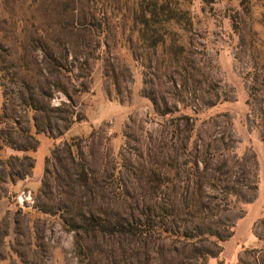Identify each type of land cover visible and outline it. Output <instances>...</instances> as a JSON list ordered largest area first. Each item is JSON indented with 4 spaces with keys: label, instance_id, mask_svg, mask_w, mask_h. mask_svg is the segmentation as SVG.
Returning a JSON list of instances; mask_svg holds the SVG:
<instances>
[{
    "label": "rangeland",
    "instance_id": "1",
    "mask_svg": "<svg viewBox=\"0 0 264 264\" xmlns=\"http://www.w3.org/2000/svg\"><path fill=\"white\" fill-rule=\"evenodd\" d=\"M127 6L125 0H0V264H195L192 248L179 242L161 249L155 234L92 238V251L79 256L74 233L61 220L66 211L57 208L73 185L68 176L86 171L98 202L80 187V203L112 216L130 207L144 219L158 202L149 196L146 176L171 160L173 167L161 170L180 176L181 192L189 190L186 176L195 171V157L207 162L212 131L221 137L212 166L226 161L233 176L234 196L219 218L236 224L237 233L206 264H239L240 258L254 264L246 250L264 261V0H252L245 11L237 0H192L183 6L191 28L169 23L155 48L133 28ZM51 54L66 67L62 75L52 72ZM217 96L227 102L208 112L205 104ZM181 99L201 118L198 153L183 156L179 144L165 148L176 110L192 113ZM220 112L229 125L208 124ZM14 127L37 132L34 154L20 151L30 145ZM74 137L82 143L72 163L63 145ZM25 155L35 159L27 176ZM224 186L205 191L216 196ZM22 191L30 193V207L18 205ZM1 200L10 202L5 210ZM200 216L208 226V211ZM180 226L191 232L195 224Z\"/></svg>",
    "mask_w": 264,
    "mask_h": 264
},
{
    "label": "trees",
    "instance_id": "2",
    "mask_svg": "<svg viewBox=\"0 0 264 264\" xmlns=\"http://www.w3.org/2000/svg\"><path fill=\"white\" fill-rule=\"evenodd\" d=\"M192 0H125V5L128 3L129 12L133 15L132 23L133 28L137 29L141 39L144 43L152 48L157 47L163 43V34L167 29L169 23H176L183 30H188L192 26L190 14L188 10L184 9V4L191 3ZM205 2H214L216 0H202ZM242 10H247L249 3L252 0H237ZM104 27H109V23L103 22ZM151 34L148 36V34ZM149 41V44H148ZM50 64L52 65V72L58 75H62L66 69L64 64L60 63L57 58L51 54L49 58ZM227 101L217 96L215 100L208 101L205 104L208 112L213 109H217ZM185 99L180 100L183 108L190 109L191 114L184 113L182 110H176L179 113L178 116L172 118L169 121L170 139L166 144V149L175 150L180 148L181 156L188 153L189 150H194L198 153L196 142L199 140L198 127L200 117L199 111L194 109L191 104ZM44 110H42L43 112ZM64 112V111H62ZM168 112H161L159 115H167ZM227 113H216L215 116L208 117V124H214L218 126L220 120H223V124L229 125ZM50 116H45L42 119L49 121ZM77 120V119H76ZM67 121V122H66ZM68 124L74 123V121L66 120ZM69 121V122H68ZM48 123V122H46ZM204 123V122H203ZM15 128V134L18 139L23 140L24 143L30 145L28 148H20L22 152L31 151L32 154L36 151L37 141L34 134L28 130H23L18 127ZM219 132L212 131L209 139L211 142L208 147V160L203 164L199 158L195 157L193 162V168L195 169L192 176H186V185H191L189 190L181 192L179 187L180 176H170L168 172L163 171L173 167L171 160L162 162L157 173L150 174L145 178V187L149 191V196L156 199L157 206L153 209L148 208L144 219H140L131 212V208L123 213H116L109 215L105 211L93 212L89 207V202L84 204L80 203L77 197L80 195V187L85 188L86 192L89 191L90 198L93 202L97 203L98 198L96 193L91 189L90 176L86 171L80 172L76 176H68L72 181L73 185L70 187L69 192L66 194V199L63 200L62 206L57 208V211H66V216H61V220L64 229L74 233V246L79 256H85L91 252L92 249L88 246L87 241L95 238H118L127 240H140L148 235L155 234L156 242L159 247H175L176 243L181 242L183 246L192 248L191 261L194 260L195 264L199 261L202 264H206L209 259H217L218 256L224 250V244L231 241L236 236L237 225H230L226 221L222 220L221 213L229 209L231 204V196H234L232 188L229 187L231 180V170L228 167V163L224 161L222 164H215L212 166V162L218 157L219 152L215 147L217 142L221 141V137L217 138L214 134ZM228 138H232L230 135ZM264 138V134H263ZM8 141L12 140L11 134L8 136ZM11 143V142H9ZM82 141L80 138H71L69 141L64 143V153L66 159L70 162H74L73 149H78ZM33 144V146H32ZM177 153V152H176ZM53 157V156H52ZM254 160L257 164L256 157ZM22 161L27 162L25 165L24 174L28 175L34 168L35 159L33 156L25 155ZM49 159H46L48 163ZM186 161V160H185ZM217 161V159H216ZM202 165L200 170L199 165ZM212 175L208 176L207 171L210 170ZM24 166V163H22ZM225 169V170H222ZM83 175V176H81ZM23 176H18V179H22ZM47 177L44 176V184L47 182ZM235 181V180H234ZM214 183H222L227 185L224 186V190L217 193L216 196H209L205 189L214 187ZM45 187H48L45 184ZM44 191L42 190L41 193ZM93 196V197H92ZM4 197H6L4 195ZM139 197H142L139 196ZM1 198V196H0ZM10 205V202H8ZM36 209L43 213H48L46 209H41L36 206ZM61 209V210H60ZM208 211V226L204 225L205 217H201L200 214ZM184 216L185 218H182ZM244 217V216H243ZM242 217V218H243ZM195 224V227L191 232L187 231V228L180 226V223ZM184 229V230H181ZM8 234H5V237ZM161 248V249H162ZM99 252V248H96ZM116 252V250H115ZM114 252V253H115ZM128 250H124L122 255H126ZM247 257L253 260L254 264H264V261L258 256L252 255L250 251H245ZM111 254L109 261L112 262ZM119 255V253L117 254ZM116 262L113 261V264ZM219 264V263H218ZM239 264H246V260L239 259Z\"/></svg>",
    "mask_w": 264,
    "mask_h": 264
},
{
    "label": "built area",
    "instance_id": "3",
    "mask_svg": "<svg viewBox=\"0 0 264 264\" xmlns=\"http://www.w3.org/2000/svg\"><path fill=\"white\" fill-rule=\"evenodd\" d=\"M17 203L20 207H30V205L33 204L30 193L22 191L17 197Z\"/></svg>",
    "mask_w": 264,
    "mask_h": 264
},
{
    "label": "crops",
    "instance_id": "4",
    "mask_svg": "<svg viewBox=\"0 0 264 264\" xmlns=\"http://www.w3.org/2000/svg\"><path fill=\"white\" fill-rule=\"evenodd\" d=\"M6 202V201H5ZM1 203H3L2 205H4V210L6 209V208H8V203L6 202V203H4V200H1ZM0 214H1V211H0Z\"/></svg>",
    "mask_w": 264,
    "mask_h": 264
}]
</instances>
